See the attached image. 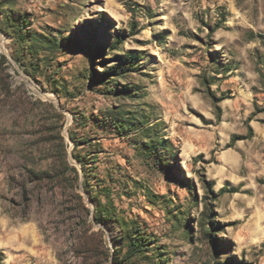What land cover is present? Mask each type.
Listing matches in <instances>:
<instances>
[{"label":"rangeland","instance_id":"obj_1","mask_svg":"<svg viewBox=\"0 0 264 264\" xmlns=\"http://www.w3.org/2000/svg\"><path fill=\"white\" fill-rule=\"evenodd\" d=\"M264 0H0V264H264Z\"/></svg>","mask_w":264,"mask_h":264},{"label":"trees","instance_id":"obj_2","mask_svg":"<svg viewBox=\"0 0 264 264\" xmlns=\"http://www.w3.org/2000/svg\"><path fill=\"white\" fill-rule=\"evenodd\" d=\"M262 77H264V74H262Z\"/></svg>","mask_w":264,"mask_h":264}]
</instances>
